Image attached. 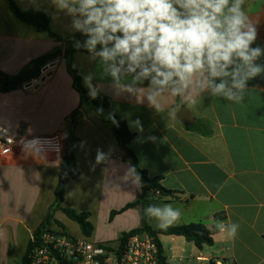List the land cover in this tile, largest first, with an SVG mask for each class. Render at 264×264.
<instances>
[{
  "label": "crops",
  "instance_id": "0c3cea01",
  "mask_svg": "<svg viewBox=\"0 0 264 264\" xmlns=\"http://www.w3.org/2000/svg\"><path fill=\"white\" fill-rule=\"evenodd\" d=\"M14 1L22 10L46 13L55 33L78 34L71 29L70 18L58 13L51 0ZM245 10L259 32L252 47L264 48V0H246ZM66 49V43L21 22L0 0V72L16 76L32 61L58 52L38 80L0 92V124L25 137L64 135L65 150L72 148L80 180L68 182L62 206L89 214L94 232L88 240L117 247L123 233L141 227L143 208L135 206L112 220L111 213L137 201L141 183L135 180L136 171H130L134 167L111 124L91 104L81 108ZM257 63L264 64V57ZM70 65L82 71V77L93 73L91 83L97 95L108 98L110 112L125 120L137 135L131 148L140 167L175 192L172 197L149 193L146 199L156 206L171 204L181 209V219L172 227L203 224L212 234L213 245L202 248L183 236L159 235L166 264H264V75L248 82L242 103L208 93L196 96L195 104L165 95L158 99L161 110L157 111L142 96L117 95L99 60L88 53L74 54ZM45 74L49 76L41 82ZM127 79L124 82H130ZM82 85L89 93L83 79ZM180 107L189 111L192 125L178 119ZM137 118L140 127L132 124ZM207 126L211 134L205 131ZM97 149L106 154V162L96 164ZM59 171L60 163L28 152L15 154L4 164L0 174L1 264H21L33 233L49 218ZM219 214L225 216L226 224H240L235 237L219 232ZM67 221L58 211L47 227L71 235ZM149 225L160 229L155 219ZM80 234L85 238L81 230Z\"/></svg>",
  "mask_w": 264,
  "mask_h": 264
},
{
  "label": "clouds",
  "instance_id": "9594fccd",
  "mask_svg": "<svg viewBox=\"0 0 264 264\" xmlns=\"http://www.w3.org/2000/svg\"><path fill=\"white\" fill-rule=\"evenodd\" d=\"M51 3L58 13L70 18L73 32L85 37L83 41L73 37L74 49H84L93 60H99L116 94L142 96L157 111L161 110L157 101L165 95L195 104L196 96L208 93L242 103L248 82L264 75V64L257 63L264 57V48L252 47L259 32L245 10L246 0ZM129 77L130 82H124ZM92 78L93 73L82 77L89 96L96 98ZM109 118L116 123L114 114ZM132 124L140 127L139 118ZM36 142L34 139L25 147ZM106 159V154L97 149L96 164ZM130 171L135 174V169ZM135 180L140 181L138 174ZM145 214L157 221L158 228L166 230L179 222L182 211L171 204L149 205ZM216 224L219 232L228 237H235L240 228L237 222Z\"/></svg>",
  "mask_w": 264,
  "mask_h": 264
},
{
  "label": "trees",
  "instance_id": "16d2710c",
  "mask_svg": "<svg viewBox=\"0 0 264 264\" xmlns=\"http://www.w3.org/2000/svg\"><path fill=\"white\" fill-rule=\"evenodd\" d=\"M12 14L19 19L21 22L26 23L35 27L40 32H46L48 35L55 39L58 42H64L67 45L66 55L65 58L68 62V69L71 73L73 80H74V87L77 92L81 96V108L85 107L88 103L91 104L98 114L106 121H108L111 126L114 135L116 136L117 140L120 143L123 151L125 152V157L129 159L136 171V174L140 177L141 189L142 194L140 198L135 201L134 203L128 204L124 207L121 211H113L111 213V220L119 213L124 212L130 208L135 206H142L143 208V216L141 227L132 230L128 233H123L119 238V247L123 248L128 239L140 233H147L150 236L156 238L157 243L159 245V249L161 252V260L163 264H166V258L163 255L162 245L158 240L159 235H168V236H183L186 238L187 241L193 242L198 248H202L204 245L212 246L213 245V238L211 232L208 230L206 226L203 224H191L181 227H169L166 230H154L149 225L150 218L145 214V209L149 205H154L146 199V195L149 193H156L159 192L162 197H172L175 192L165 189L161 185V178L160 177H150L148 172L145 169H142L139 165L137 157L131 148V143L133 140L137 138L135 133H132L127 125V122L118 116L114 115L116 123H113L112 119H110V106L108 98L97 95L96 98H91L89 93L82 85V71L74 70L70 65V60L72 56L76 53H87L86 50L80 49L76 50L73 47V37H65L55 33L51 28V19L49 16L38 10H22L14 0H4ZM76 40L83 41L85 37H83L80 33L74 36ZM58 56V52H55L50 55L43 56L39 59L32 61L27 67L23 69V71L16 75V76H9L2 72H0V92L7 93L14 89L20 88L26 83L31 82L32 80H38L41 77L42 69L53 62ZM180 104V101L178 102ZM102 109V112L98 110ZM207 133L211 134V130L207 126L205 130ZM80 180V174L76 170V160L75 156L72 152V148L70 146L67 147L65 155L62 159L60 164V171H59V179L58 184L55 190V202L51 206L49 211V218L47 221H44L38 229L33 233V236L37 239L40 234L44 231H50L47 227L48 222L54 218V214L58 211L63 212L70 220L76 222L81 230L82 235L85 238H90L94 232V226L89 221V214L87 213H77L72 209H67L62 206L64 200V194L69 181ZM225 216L223 214L217 215V220L223 221ZM35 247V243L30 241L25 255L22 258L21 264H30L31 263V256L33 253V249Z\"/></svg>",
  "mask_w": 264,
  "mask_h": 264
},
{
  "label": "built area",
  "instance_id": "2783aa9c",
  "mask_svg": "<svg viewBox=\"0 0 264 264\" xmlns=\"http://www.w3.org/2000/svg\"><path fill=\"white\" fill-rule=\"evenodd\" d=\"M4 129L6 128L0 124V174L4 164L20 152H28L39 159L61 164L66 152L62 133L25 137L11 133L8 129L5 133ZM34 139L37 140L35 144L25 147V144ZM155 194L161 196L159 192ZM31 241L35 243V247L30 264H163L156 238L147 233L131 236L123 248L53 231H44L37 239L33 236Z\"/></svg>",
  "mask_w": 264,
  "mask_h": 264
},
{
  "label": "water",
  "instance_id": "95a60500",
  "mask_svg": "<svg viewBox=\"0 0 264 264\" xmlns=\"http://www.w3.org/2000/svg\"><path fill=\"white\" fill-rule=\"evenodd\" d=\"M54 65V63L52 64ZM51 66V65H50ZM50 66H46L43 69V72L46 73L47 70L50 68ZM49 75L45 74L42 78H41V82L44 81L46 79V77H48ZM28 87L32 86V84H28ZM177 117L179 120H181L184 124L186 125H192L194 123V120L192 118V116L190 115L189 111L185 108V107H180L177 110Z\"/></svg>",
  "mask_w": 264,
  "mask_h": 264
},
{
  "label": "rangeland",
  "instance_id": "374dc122",
  "mask_svg": "<svg viewBox=\"0 0 264 264\" xmlns=\"http://www.w3.org/2000/svg\"><path fill=\"white\" fill-rule=\"evenodd\" d=\"M65 225H66V228H67V231H68V233L69 234H71L72 236H74L75 238H83L82 236H81V234H80V228H79V226H78V224L76 223V222H74V221H72V220H70V221H67V222H65ZM60 231H62V230H60ZM53 232H55V231H53ZM60 233V232H59ZM65 233V232H64ZM21 256V255H20ZM20 258V257H19ZM17 259L18 260V262L20 263V259ZM16 262L17 261H15V264H16Z\"/></svg>",
  "mask_w": 264,
  "mask_h": 264
}]
</instances>
